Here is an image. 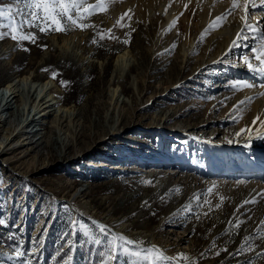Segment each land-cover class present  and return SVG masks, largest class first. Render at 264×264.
Instances as JSON below:
<instances>
[{
    "label": "rangeland",
    "instance_id": "rangeland-1",
    "mask_svg": "<svg viewBox=\"0 0 264 264\" xmlns=\"http://www.w3.org/2000/svg\"><path fill=\"white\" fill-rule=\"evenodd\" d=\"M94 3L97 0H86L85 7ZM105 3V11L98 9L83 21L94 28L41 32L25 27L24 33L33 35L34 41L13 40L7 34L0 39V94L7 82L38 87L34 96L42 95L43 86L53 85L66 95L59 102L60 97L48 92L47 98L56 103L46 118V128L63 116L70 127L83 126L87 134L94 129L99 132L85 156L84 150L68 143L56 128L55 134L71 146L62 153L51 146L48 154L42 145L28 151L24 147L10 150L0 157V220L5 221L0 224V264H102L101 254L119 235L138 242L127 245L133 251L155 245L170 257L184 253L189 259L181 264H264V175L259 178L256 168L250 175L233 168L243 158L259 157L264 149V125L260 123L264 114L257 121L260 130L255 140L248 138L249 128L244 124L246 116L259 107L258 96L249 91L257 92L264 83V77L249 71L243 62L253 55L249 50L255 46L253 38L236 36L224 54L205 61L209 54L217 55L218 49L209 52L208 37H202L196 42V52L188 51L187 63V54L174 44L178 39L169 42L170 29L160 34L162 51H156L159 22L154 12L149 18L131 10L150 2ZM241 9L240 3L235 10L230 8V16L239 17ZM0 10H10V16L19 21L29 12L28 0H0ZM255 12L245 15L256 24L261 16L256 17ZM11 22L8 15L0 17V24ZM175 27L181 31V22ZM7 31L0 28V32ZM12 34H17L14 27ZM68 52L79 58L67 60ZM122 57L127 63L120 70ZM135 62L142 66L138 76L130 72ZM162 65L165 67L160 68ZM118 70L123 82L132 75L135 102L131 101L133 94L129 97L121 85L113 83ZM33 72L42 79L32 81ZM26 80L28 85L22 83ZM238 81L257 87L236 90L232 85ZM237 95L250 98L240 109L233 103ZM20 103L24 105V101ZM181 108L183 113L170 120L160 115L163 109L170 113ZM73 109L82 114L71 116ZM119 114L133 118L120 132L110 129L107 122L95 127L99 117L117 118ZM207 116L208 122L204 120ZM224 118L227 120H221ZM157 123L165 130H157ZM104 127L110 132H102ZM245 128L248 131L241 133ZM39 132L34 140L44 130ZM193 139L196 155L213 149L214 157L235 173L199 167L186 178L187 172L181 170L186 163L178 157ZM197 140L208 145L201 148ZM14 147L17 145L11 149ZM31 151L36 160L29 155ZM165 152L172 158L162 161ZM102 157L126 165L124 169L118 166L117 172L83 166L87 159ZM169 169L178 171L169 182H163ZM101 225L106 226L104 232ZM17 250L24 255L17 256ZM117 255L110 264L137 260L125 253Z\"/></svg>",
    "mask_w": 264,
    "mask_h": 264
},
{
    "label": "bare ground",
    "instance_id": "bare-ground-1",
    "mask_svg": "<svg viewBox=\"0 0 264 264\" xmlns=\"http://www.w3.org/2000/svg\"><path fill=\"white\" fill-rule=\"evenodd\" d=\"M137 2H150L148 5L143 7V5H139L138 7L131 9L134 12L140 13L143 16L149 17L154 12L158 22H159V35L156 37L155 40V49L156 51L161 50V44H160V34L165 30L168 29L171 30V35L169 42L176 37L178 40L175 45H179V49H181L184 54H187L186 62L189 60L188 51L191 49L190 54L196 52L194 51L196 48V42L202 38V37H208V47L209 52L211 49H218L217 55L215 54H209L205 61L216 59V57L221 56L225 53L226 49H228L229 44L232 42V40L235 39L237 36L240 37H252L253 40L255 37L260 36L262 33L259 31L253 32L251 29L246 28L244 26V22L241 20V17H245V0H237V5L240 3V6H242L241 9V15L237 18H234L231 15V12H229L230 8H232V0H222V2H217V0H136ZM262 0H250V3H255L257 5L256 8H249L248 11H254L256 10V17H260L261 19L259 21V27L260 25H263L264 29V7L261 6ZM230 13V14H229ZM218 16H224L225 18L216 21V17ZM176 22H181V31L177 30V27H175ZM249 24H251L253 27L257 26V23H251L248 21ZM261 23V24H260ZM261 28V27H260ZM243 40V39H242ZM162 51V50H161ZM166 52L170 51V48L165 49ZM259 54V53H257ZM203 55V52H202ZM77 55L75 53H67V60L71 59H77ZM79 58V57H78ZM123 62V57H122ZM124 65H122V68L126 66L127 61L123 62ZM136 64H133L130 67L131 73H136L137 76L140 74V70L142 69L140 62H135ZM188 63V62H187ZM202 64V63H201ZM38 67V66H37ZM36 67V68H37ZM121 67V65H120ZM155 65H152V68H154ZM165 67L164 65L160 66V68ZM120 70H118L115 74L113 83L115 85H121L122 91L126 94L132 95L134 92L132 90L131 85V74L129 73L127 75V82H123L120 76ZM155 70V69H154ZM129 71V70H128ZM257 78H259L257 76ZM32 81L33 79H42V76L36 72L32 73L31 77ZM30 79V80H31ZM28 80V78H27ZM26 82L22 81V83L27 84ZM263 80V79H262ZM58 83V80L55 81ZM21 82H7L5 84V88L2 89L0 94V133H2V140L0 142V157L4 154L9 153L10 150L15 151L17 149H20L21 147H24L25 150L28 151V149H31L33 147H40L44 145V150L50 149V147H59L60 152L62 153L63 150L67 147L69 149L71 146L65 145V140L62 141L63 137L60 136V134H55L54 129L60 128L62 133L65 135L64 138L68 139V143H72L73 145H77L81 148V151L84 150L82 153V156H85L88 152L94 147V142L97 141V137L99 135V132H96V129H94L93 134H87L85 128L83 129V126L78 128V125L74 127H70L68 123L66 122L67 118L63 119V116H59V119H55L51 125H49L47 128L45 125L47 121L46 118L48 115H50L53 106L56 102H51V98L48 99L47 97L48 92L54 94L55 97H60L59 102H63V97L65 92H59L58 90H54V86L50 85L48 88L43 86L42 95H36L34 96V93L36 92L37 88L33 89V86L29 87H21ZM141 87V86H140ZM27 89V90H26ZM139 89V84H138ZM8 91V92H7ZM261 92H264V88H260L257 92H255L254 89H250L249 94L258 96L257 102H258V108L256 110L252 111V113H249L248 116H246L245 125L247 128H249V134L247 135L248 138L255 140L257 138V135L259 133L260 128L257 126L258 124H253V120L260 116V113L262 112V108L264 107V95H260ZM26 94V95H25ZM26 96V97H25ZM131 101H134V94L131 96ZM249 97L246 95H237V98L234 100L233 103H236V108L239 109L243 107L242 105L247 101ZM24 101V105H22V102ZM36 112L32 110V105L36 104ZM243 101V103H241ZM17 103V105H14ZM20 103V104H19ZM30 104V105H28ZM35 107V106H34ZM237 108V109H238ZM72 110V109H71ZM182 108L178 111H172L167 112V110H162L160 115L166 116V121L170 120V118H175L182 114L181 112ZM230 110V109H229ZM228 111V109H227ZM264 111V110H263ZM66 112V111H65ZM232 111H229L231 113ZM66 114V113H65ZM82 112L80 111H73L71 112V116L75 115L76 118L78 115H81ZM264 112L260 116L259 119L263 116ZM38 115V116H37ZM63 115V114H62ZM206 117V115H205ZM209 117L204 120L208 122ZM162 120V118H161ZM160 120V121H161ZM226 121L227 119H221ZM133 118L126 117L124 115H120L116 118L115 115H111L109 117H105V119H101L99 117L97 121L95 122V127L98 125H103V122H107V126L110 127V129H113L114 131H121V129L127 125L132 123ZM165 121V122H166ZM259 121V120H258ZM49 123V122H48ZM75 124V123H74ZM109 124V125H108ZM159 124V126H158ZM164 125V124H163ZM208 125V124H206ZM39 126V127H37ZM45 126V127H43ZM97 126V127H98ZM104 126V125H103ZM154 127L157 130H165L160 123H157V125ZM195 128V127H194ZM259 128V129H258ZM254 129V130H253ZM41 130H44L43 135L37 139L34 140V137L36 135H39ZM258 130L257 132H255ZM102 132L108 133L110 132L109 128H103ZM239 133V130L236 131ZM236 133V137H237ZM55 135V136H54ZM188 135V134H187ZM44 138V140L42 139ZM196 141L193 139V143L187 147V151H185L184 154L180 155L178 157V160L184 161L186 164V168L184 167L183 171L187 172L186 178L191 174V172L195 171L197 168L201 167L203 169H209V170H218L220 171V168L222 167L224 170H228L226 168V164L220 161L217 157H214V150L212 149L210 152H205L198 156L195 152V147H193V144ZM201 148H204L205 145H208L205 141L197 140ZM67 143V144H68ZM12 145H17V147H14V149H11ZM51 147V148H52ZM199 148V147H198ZM34 151L29 152V155L31 154V158L35 159L37 156L34 154ZM28 154V153H27ZM49 154V151H48ZM52 154V153H51ZM62 155V154H61ZM47 157V155H46ZM162 161L166 159H171L172 156L163 155L161 156ZM120 159V158H119ZM110 160V159H109ZM122 160V159H120ZM114 162V161H110ZM236 162V161H235ZM45 163V159H44ZM195 163V167L193 164ZM231 163V162H230ZM88 164L85 163L84 165ZM113 164V163H111ZM123 164V163H122ZM174 164V163H173ZM126 165V164H125ZM125 165H120L119 163L113 164V168L107 167V168H101L100 170H107L109 172H117L118 166L123 168ZM232 165V163H231ZM101 166H106L104 163L101 164ZM30 167V165H29ZM28 167V168H29ZM112 167V165H111ZM128 167V166H127ZM165 167H171V165H164ZM233 168L236 169L238 172H244L247 175H250L252 173V168L258 169L256 171V175L260 178L262 175H264V149L261 150V155L259 157H248V160L246 159L244 161V158L242 159L241 164H238V161L236 165H233ZM168 169V168H167ZM172 169H175L174 167ZM180 170V171H181ZM178 170H170L167 171V174L164 172H161L160 174H164L162 176V181H170V178L172 175H174V172H177ZM218 171V172H219ZM231 172H234L232 169L229 170ZM184 173V172H182ZM237 173V172H236ZM112 223V222H110ZM122 229V228H119ZM118 229V230H119ZM121 231V230H119Z\"/></svg>",
    "mask_w": 264,
    "mask_h": 264
},
{
    "label": "snow or ice",
    "instance_id": "snow-or-ice-1",
    "mask_svg": "<svg viewBox=\"0 0 264 264\" xmlns=\"http://www.w3.org/2000/svg\"><path fill=\"white\" fill-rule=\"evenodd\" d=\"M111 2V0H110ZM217 2H222V0H217ZM86 0H28L29 12L26 17L23 19L16 21L14 17L10 16V10L6 13L3 10H0V17H4L8 15L11 19V23L9 24H0V28H7V33L0 32V39L4 37L5 34L11 35L13 40H33L35 37L33 35H28L24 33V28H38L41 32L47 31H56V32H68L79 28L83 30L88 27H95V25H89L83 23V21L96 13L99 9L101 11H105L107 8V4L105 0H97V3L88 5L85 7ZM261 6L264 7V0L261 2ZM237 7V0H232V10H235ZM257 5L255 3H250V0H245V10L246 13L249 8H256ZM230 14V13H229ZM126 15V13H125ZM224 16L216 17V21H220L224 19ZM123 19V17H121ZM241 20L244 22V26L246 28L251 29L253 32L259 31L262 34L254 38L255 46H249L250 52L253 54L251 57H244L243 62L247 66L248 70L256 73L259 76L264 77V29L259 27V23H257L256 27H253L248 23L247 15L245 17H241ZM117 25H120V22L117 21ZM13 27L17 32L16 35L12 34ZM111 33V29L107 30ZM101 35V39L104 38L103 34ZM109 38H116L110 36ZM95 42V41H93ZM127 43V41H124ZM259 53V54H257ZM250 60L257 61L256 64L250 62ZM55 75V74H53ZM62 84L66 83L61 81ZM236 90H240L242 88H253L257 87L254 83L244 82H236L232 85ZM259 87L264 88V83H261ZM260 95H264V92H261ZM250 99V98H249ZM243 103V101H241ZM259 120V117H256L253 120V124H256ZM262 125H264V121H260ZM254 130V129H253ZM241 133L248 131L247 128L241 129ZM240 133H237L239 135ZM150 183V182H148ZM211 191V190H210ZM199 199V197H197ZM223 199V198H221ZM219 206V205H218ZM5 223L4 220H0V224ZM239 225H237L238 227ZM106 226L101 225L100 231L104 232ZM117 241H122L123 243H118ZM99 243V241H96ZM71 243V242H69ZM138 243L137 241L131 240L123 235H119L115 241H113L109 247L107 252L101 254L102 264H110V262H115L118 259V252L125 253L131 256H135L137 258L136 261H133L132 264H171L172 261H175L176 264H181V261H188V257L184 253H179L175 257L167 256L162 249L158 246H151L148 248H141L140 250L133 251L127 245H132ZM251 250V249H250ZM17 256H23L24 253L17 250L15 253ZM67 264V262H65Z\"/></svg>",
    "mask_w": 264,
    "mask_h": 264
}]
</instances>
